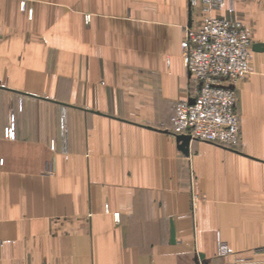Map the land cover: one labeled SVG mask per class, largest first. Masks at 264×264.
<instances>
[{"label": "crops", "instance_id": "1", "mask_svg": "<svg viewBox=\"0 0 264 264\" xmlns=\"http://www.w3.org/2000/svg\"><path fill=\"white\" fill-rule=\"evenodd\" d=\"M203 10L243 21L249 74L238 145L184 153ZM0 264H264V0H0Z\"/></svg>", "mask_w": 264, "mask_h": 264}, {"label": "built area", "instance_id": "2", "mask_svg": "<svg viewBox=\"0 0 264 264\" xmlns=\"http://www.w3.org/2000/svg\"><path fill=\"white\" fill-rule=\"evenodd\" d=\"M193 87L191 101L175 105L172 130L191 139L226 147L239 143L236 83L248 73L251 40L238 21L203 12L198 25L188 28L180 43ZM12 137V127L5 129ZM217 245V254L226 253Z\"/></svg>", "mask_w": 264, "mask_h": 264}, {"label": "water", "instance_id": "3", "mask_svg": "<svg viewBox=\"0 0 264 264\" xmlns=\"http://www.w3.org/2000/svg\"><path fill=\"white\" fill-rule=\"evenodd\" d=\"M191 3H189L190 6ZM192 102V101H190ZM176 139L179 142V148L184 152L187 153L188 152V144L189 141L191 140V137L187 134H177L176 135ZM174 240V232L173 229H171V241Z\"/></svg>", "mask_w": 264, "mask_h": 264}, {"label": "rangeland", "instance_id": "4", "mask_svg": "<svg viewBox=\"0 0 264 264\" xmlns=\"http://www.w3.org/2000/svg\"><path fill=\"white\" fill-rule=\"evenodd\" d=\"M203 12H208V11L203 10ZM203 12H202V14H203ZM202 14H201V16H202ZM209 14H211V13H209ZM211 15L215 16L216 18H218V17H217L216 15H214V14H211ZM201 16L199 17V21H200ZM220 19H221V18H220ZM228 21H229V20H228ZM230 21H233V20H230ZM235 21L240 22V23L243 25V27L245 28V26H244V24H243V21H242L241 19H235ZM245 30H246V28H245ZM246 31H247V30H246ZM247 33H248V32H247ZM249 38H250V37H249ZM250 40H251V39H250ZM250 52H251V51H250ZM249 60H250V58H249ZM248 74H249V69H248V73H247L245 76H243L239 81L245 79V78L247 77ZM239 81H238V82H239ZM238 82H237V83H238ZM237 83H236V85H237ZM235 91H237L236 86H235ZM236 104H237V92H236ZM236 113H237V112H236ZM237 116H238V114H237ZM238 125H239V118H238ZM239 139H240V125H239ZM222 245H224V244H222ZM224 246L226 247V245H224ZM226 249H227V247H226ZM216 255L219 256V257L227 258L228 255H229V251H228V249H227L226 253H224V254H220V255H218L217 252H216Z\"/></svg>", "mask_w": 264, "mask_h": 264}]
</instances>
